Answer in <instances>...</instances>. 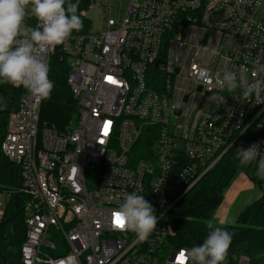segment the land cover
<instances>
[{"label":"built area","instance_id":"1","mask_svg":"<svg viewBox=\"0 0 264 264\" xmlns=\"http://www.w3.org/2000/svg\"><path fill=\"white\" fill-rule=\"evenodd\" d=\"M94 8L104 15L98 31L38 53L48 65L56 48L65 56L75 122H40L42 101L21 87L0 140L31 198L21 264H190L189 248L172 242L173 207L241 136L264 151V96L215 86L224 71L260 78L252 69L264 63V0H87L81 15ZM25 27H39L31 12ZM217 94L219 106L209 99ZM132 192L157 216L146 241L118 222ZM10 195L0 190V222ZM248 263L239 255L235 264Z\"/></svg>","mask_w":264,"mask_h":264},{"label":"trees","instance_id":"2","mask_svg":"<svg viewBox=\"0 0 264 264\" xmlns=\"http://www.w3.org/2000/svg\"><path fill=\"white\" fill-rule=\"evenodd\" d=\"M86 7L87 0H79L78 15L83 28L73 34L84 32L89 27V21L81 15ZM49 69L54 87L51 96L41 102L40 122L56 130H64L75 122L78 105L67 83L69 66L58 48L51 56ZM0 93L6 100V107L0 110L1 140L7 118L17 110L25 90L11 84H0ZM248 145V137L241 136L173 207L175 236L172 242L176 247L191 248L203 242L209 231V222L239 173L245 174L254 184L264 183V179L255 175L254 165L242 168L235 159L236 150ZM20 182L18 165L0 153V190L11 191L0 222V264H21L19 249L25 238V204L31 198L19 191ZM261 191L260 197L245 206L233 223H214V226H223L233 234L224 264H235L239 255H246L248 264H264V189Z\"/></svg>","mask_w":264,"mask_h":264},{"label":"clouds","instance_id":"3","mask_svg":"<svg viewBox=\"0 0 264 264\" xmlns=\"http://www.w3.org/2000/svg\"><path fill=\"white\" fill-rule=\"evenodd\" d=\"M79 0H0V84H11L26 89L38 100L51 96L54 83L49 78V65L38 56L49 49L66 43L73 32L83 28L78 15ZM31 12L39 21L36 29H27L25 20ZM244 69L239 77L235 72L224 71L218 75L215 86L221 91L234 92L243 89L245 97L264 96V63L256 62L253 75L260 77L248 84ZM212 73L202 68L199 78L212 83ZM216 106L225 102L226 97L217 94L209 98ZM6 105L0 98V110ZM197 118H208L205 110L192 109ZM235 159L242 168L254 165L255 175L264 179V151L259 145L236 150ZM119 223L134 233L140 241H146L157 229V216L150 202L137 192L127 194L118 209ZM224 223H230L225 221ZM208 233L203 242L185 250L190 264H224L232 233L223 226L208 224Z\"/></svg>","mask_w":264,"mask_h":264},{"label":"rangeland","instance_id":"4","mask_svg":"<svg viewBox=\"0 0 264 264\" xmlns=\"http://www.w3.org/2000/svg\"><path fill=\"white\" fill-rule=\"evenodd\" d=\"M103 17H104V15L100 11H98L96 8L88 10L86 15H85V18L89 21V27H88L89 30L90 31H98L101 27ZM0 98H3L4 104H5L6 100H5V97L3 96L2 93H0ZM253 186H254V190L251 192L252 195L247 196V192L246 193L242 192L238 196H236L234 199L231 197V192L226 195L228 189L226 190V193H225L226 197L224 198L223 202L220 205H223V207L225 209L226 203H228L231 200V202L229 203L231 205L229 210H231V211H230V214L228 215L227 221H230V223H233L234 220L236 219L235 218L236 213L240 209H243L247 204L252 202L258 196V194H261V192H262L261 190L264 189V183L262 185L253 184ZM4 201H5V198L3 196H0V203L4 204ZM219 207L217 208V210H216V212H215V214H214V216L210 222L218 223L217 220L219 219L218 217L220 215V214H218V211L220 209ZM216 217H217V219H216Z\"/></svg>","mask_w":264,"mask_h":264},{"label":"crops","instance_id":"5","mask_svg":"<svg viewBox=\"0 0 264 264\" xmlns=\"http://www.w3.org/2000/svg\"><path fill=\"white\" fill-rule=\"evenodd\" d=\"M253 182L245 175V174H243V173H239L236 177H235V179L232 181V183L230 184L231 186H229L228 187V190H227V193H226V195L227 194H229L230 192H231V197L234 199L236 196H238L240 193H242V192H247V196H250V195H252V191L254 190V186H253ZM226 195H224V198L226 197ZM260 195L261 194H258V196L254 199V200H256L257 198H259L260 197ZM224 198H223V200H224ZM223 200L221 201V203L223 202ZM253 200V201H254ZM252 201V202H253ZM231 202V200L228 202V203H226V205H225V209H224V207H223V205H219L218 207L220 208L219 209V211H218V214H220L219 215V219L217 220L218 221V223H224L225 221H227V218H228V215L230 214V211L231 210H229L230 209V203ZM252 202H250V203H252ZM220 203V204H221ZM249 203V204H250ZM249 204H247V205H249ZM246 205V206H247ZM221 210V211H220ZM242 209H240L237 213H236V215H235V218H236V216L238 215V213L241 211ZM220 212V213H219ZM217 214V215H218ZM216 219H217V217H216ZM236 220V219H235ZM234 220V221H235Z\"/></svg>","mask_w":264,"mask_h":264},{"label":"snow or ice","instance_id":"6","mask_svg":"<svg viewBox=\"0 0 264 264\" xmlns=\"http://www.w3.org/2000/svg\"><path fill=\"white\" fill-rule=\"evenodd\" d=\"M118 221H119V217H118ZM120 225L122 226V224L120 223Z\"/></svg>","mask_w":264,"mask_h":264}]
</instances>
